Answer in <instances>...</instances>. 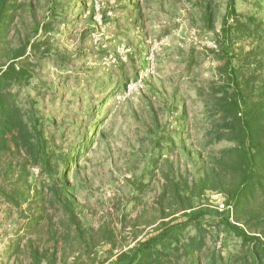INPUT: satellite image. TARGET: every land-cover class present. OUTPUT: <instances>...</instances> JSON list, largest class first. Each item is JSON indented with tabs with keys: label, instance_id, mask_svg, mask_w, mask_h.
<instances>
[{
	"label": "rangeland",
	"instance_id": "374dc122",
	"mask_svg": "<svg viewBox=\"0 0 264 264\" xmlns=\"http://www.w3.org/2000/svg\"><path fill=\"white\" fill-rule=\"evenodd\" d=\"M24 1L34 5L33 14L41 22L46 16V0ZM59 1L63 6L49 19L53 27L50 52L56 50V58L61 60L51 56L40 59L21 95L35 100L46 117L69 113L72 108L71 117L78 122L82 115L75 113L76 106L83 109L96 99L87 119L107 106L109 116L103 136L82 161L74 193L79 223L88 228L91 237L59 241L52 263L108 264L121 249L150 235L160 221L183 217L184 208L210 211L202 225L205 253L218 252L226 264H232L233 259L228 260L232 255H241V238L223 228L215 211L228 209L231 222L264 240V189L251 187L233 209L229 193L237 184V174L227 163L233 154L227 150L236 142L219 138L206 143L211 122L205 120V94L199 97L195 93L198 89L208 93L217 81L218 62L210 52L216 47L227 0ZM254 10L264 16V10L257 11L252 0H235L236 14L243 19ZM207 11L210 23L204 21ZM25 15L23 25L31 26V15ZM253 43L251 38L241 37L237 46L245 51ZM129 56L137 59L140 67L137 76L130 72L126 88L117 92L111 84L92 88V81L115 71ZM189 57L193 62L187 71ZM127 69L130 71L129 64ZM110 94L113 98L100 107ZM182 104L186 116L177 120L173 116L180 113ZM153 112L159 123L157 132H149ZM75 132L73 126L66 137ZM161 136L173 142L166 145ZM263 159L261 155L257 161ZM260 168L264 166L258 168L263 172ZM44 223V219L38 222L36 234L26 233L24 215L0 203V264H32L28 238L40 249L52 244ZM196 232L191 225L183 229L186 236Z\"/></svg>",
	"mask_w": 264,
	"mask_h": 264
},
{
	"label": "trees",
	"instance_id": "16d2710c",
	"mask_svg": "<svg viewBox=\"0 0 264 264\" xmlns=\"http://www.w3.org/2000/svg\"><path fill=\"white\" fill-rule=\"evenodd\" d=\"M45 4L46 16L40 22L33 14L32 3L0 0V203H7L19 215H24L26 233L36 234L38 222L44 219L45 233L49 234L48 240L52 244L40 249L35 240L28 238L27 244L34 258L32 264H41L43 260L45 264H53L59 241L64 243L70 237L85 240V235L91 237L88 228L79 223L74 193L82 161L88 159L95 143L103 136L102 128L109 116L107 106L87 119L99 100L96 99L83 109L76 106L75 113L82 115L78 122L74 115L71 117L72 108H67L69 113L46 117L35 100L21 95V89L33 78L39 60L59 56L56 50L50 52L53 27L49 19L63 3L46 0ZM252 5L257 11L264 10V0H252ZM134 7L136 11V4ZM26 13L31 15V26L23 25ZM242 19L236 14L235 0H227L226 13L215 37L216 47L210 52L218 62L217 81L208 93L203 89L195 92L199 97L205 94L202 97L208 112L205 120L211 122V129L205 134L208 137L206 143L219 138L236 142L227 150L233 153L227 163L237 174V184L229 193L233 209L251 187L264 189V168H260L263 172L258 170L264 162L257 161L261 155L264 157V16L255 14L254 10ZM204 21L210 23L209 11L204 14ZM241 37L251 38L253 47L244 51L237 46ZM192 62L193 58L189 57L185 64L187 71ZM139 67L137 59L129 56L127 61L116 65L115 71H107L98 81H92L91 86L98 88L104 84L107 88L111 84L117 92L126 88L130 72L138 75ZM175 91L173 86L171 94ZM112 98L111 94L106 96L100 107ZM185 116L186 108L182 104L180 113L173 117L180 120ZM201 116L204 118L205 114L201 113ZM151 118L153 123L149 132H157L159 123L155 112ZM73 126L76 132L67 138L66 132ZM160 138L166 145L173 142L168 136ZM185 144L181 142L180 145L185 147ZM148 160H152L151 156ZM215 164L219 165V161ZM22 204L25 208H21ZM187 209H182L183 217L160 221L150 235L121 249L108 264H226L218 252L205 253L206 234L202 225L204 216L210 211ZM215 212L223 228L241 238L242 253L239 257H229V261L233 259L230 263L264 264V240L231 222L227 218L228 209ZM188 225L197 232L186 236L183 229ZM106 231L111 233L110 229ZM18 247L16 244L15 249ZM50 249L52 254H49Z\"/></svg>",
	"mask_w": 264,
	"mask_h": 264
}]
</instances>
